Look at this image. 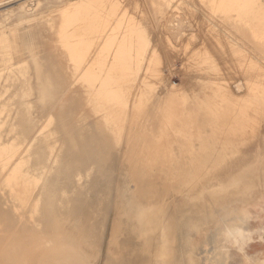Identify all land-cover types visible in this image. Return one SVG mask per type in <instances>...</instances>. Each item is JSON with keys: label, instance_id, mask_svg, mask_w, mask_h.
<instances>
[{"label": "rangeland", "instance_id": "1", "mask_svg": "<svg viewBox=\"0 0 264 264\" xmlns=\"http://www.w3.org/2000/svg\"><path fill=\"white\" fill-rule=\"evenodd\" d=\"M263 3L0 0V195L11 206L10 222L35 225L27 235L52 246L35 215L49 205L59 225H83L90 247L79 251L89 256L90 264H105L106 259L107 264H134L143 251L151 264H264V193L246 205L189 216L170 200L176 192L175 173L159 171L228 169L197 184L192 193L198 196L205 186L232 182V170L243 168L226 161L254 155L244 146L260 140L256 129H264ZM22 16L35 19L23 22ZM36 19L46 24L44 40L24 34ZM45 45L48 53L61 58L73 85L69 90L49 89L40 100L28 73L34 72L32 54ZM10 75L17 78L15 86L5 78ZM166 92L173 98L160 101ZM72 94L81 103L77 128L63 131L65 166L50 189L52 201L44 202L39 181L30 183L31 192L19 191L30 138L17 144L23 130L9 133L17 123L8 114L30 112V104L36 103L35 134L48 133L55 124L71 126ZM88 129L89 142L97 143L95 155L83 140ZM192 160L209 163H174ZM109 168L125 174L131 195L120 197L126 188L119 179L96 180L105 173L101 169ZM67 170L74 174L64 182ZM152 188L159 191L151 193ZM149 197L154 237L144 241L128 228L126 211L134 199ZM4 233L12 235L10 230ZM65 234L69 239L82 236L76 228ZM59 264L69 262L62 259Z\"/></svg>", "mask_w": 264, "mask_h": 264}, {"label": "bare ground", "instance_id": "2", "mask_svg": "<svg viewBox=\"0 0 264 264\" xmlns=\"http://www.w3.org/2000/svg\"><path fill=\"white\" fill-rule=\"evenodd\" d=\"M30 18H34V16H22L19 20L26 22ZM36 20L37 21L35 22L37 24L35 25V27L30 28L28 30L26 28L25 30L27 31L24 30L25 31L24 34L26 37L32 40L36 38L44 40L43 31L46 28L45 26L46 24L42 23L43 22L42 19L40 21H38L39 19H36ZM46 48H47V45L43 46L42 51L39 52L38 50L36 54H32L31 60L33 63L32 64L33 68L31 66H29V68L31 67L34 70V72L32 73V75L28 73V78H29L28 83L31 86L33 84L34 85L36 84L37 92H40L41 94L40 100L44 99L45 92L49 89H55L59 91L69 90L72 88V85H73L72 80L69 79L70 77L65 72V68L61 62V58L59 56H55L54 52L48 53V50ZM49 51H51V49ZM76 74H77L76 71L75 73L73 72L74 77ZM29 76L34 78L35 81L31 82L32 78H30ZM5 78L9 82L8 84L10 87L15 86L18 82L17 78H15V76L13 75H10ZM134 83L137 84L135 80H134ZM30 85H29V88L32 89V91H34L33 89L35 88H31ZM171 95H172L171 92H166V95L161 94L162 97H160L159 99L160 101H162L161 99L164 100L163 97H165L166 99H171L172 97ZM64 98H62V101H61L62 104L64 103ZM71 101H72L71 126L64 125L63 128L61 127L62 128L61 129L59 126H56L57 124H55V126L53 125L51 130L48 133L38 132L35 134V131L37 129V122L35 121V118L33 117L34 113L32 111L37 107L36 103L30 104V108H31L30 112H22L20 114L18 113L8 114L11 118L12 116L13 118L15 116L14 122L17 123V126H14V128H11L9 133L10 134L14 133L17 130V128H20L21 130H23V134L19 136V138H17V144H19L22 140L27 141L30 138V142H29L30 148L27 151L26 157L23 160L25 168L22 171V174L24 175L19 180V182L21 181V183L19 184V191L29 193L31 192V190H29L30 183L39 181L41 186L39 187L40 192L38 194H41L44 197V202H48L47 200H49V202L52 201L53 197H51L50 195V189L53 186V183L55 179L57 178V176L59 175V173L63 171V166H65L64 157H63V153L65 151L64 150L65 149L64 138L62 137L63 131L67 132L70 129L72 130L74 129L73 126L77 128V124H78L77 114H78L79 108H81V103H79V96H77L76 94H72ZM5 122H12V121L9 119L8 121H5ZM56 123H57V120H56ZM245 128L242 129L243 133H245L247 130V129L245 130ZM251 131L249 133H251ZM256 131H257L256 132L257 134L255 133L256 140L259 138L260 140L255 141L252 145L244 146L245 148L248 147V149H252L254 152V155L242 161H239L238 159L226 161L228 165L236 166V165L242 164L241 166H243V168H237V169L232 170L234 174L232 177L229 178L232 182L224 183V184L220 183L212 187L205 186L204 194H200L198 196L193 195L192 193L193 188H195L197 184L204 181L205 179L212 178V175H214L215 173L218 174L220 172H225V171H228V169L227 170L226 169H223V170L221 169H216V170L199 169L197 170L198 172H201L199 174L190 173L194 171L193 169H183V168L171 169V170L164 169V168L159 169V171L162 173H166L170 171L175 173L173 181L176 183V186H175L176 192L170 196V200L172 201L173 206L179 203L180 208L183 209L182 211L188 213L189 216H192L194 214H201V215L209 214L210 215L214 212V210L218 208H226L234 204L246 205L248 203H251L252 201L256 200L259 197L260 193H264V129L258 128L256 129ZM30 133H32L33 136H29ZM89 135L91 136L89 129L86 130V133L85 132L82 133L83 140L87 148L90 150V152L93 155H95L93 152V148L97 146V143L95 144L94 141L90 143ZM72 140H73V143L76 145L75 138H73ZM2 144H3V141L0 139V149H2L1 148ZM94 163L102 164V162H99V161L97 162L95 161ZM174 163L175 164L178 163L182 165H186L188 163L192 165L193 164L201 165L203 163H209V162L208 161L206 162L203 160H192L189 162L175 161ZM0 167L2 170L3 166L1 163H0ZM100 171H103L105 173L104 174L102 173L97 176L96 180L98 182H100L101 179H104V177L111 179V180L119 179V182H123V184L121 185L125 186L126 190L119 192L120 197L123 195L129 196L133 193L132 190H129V184H128L129 182L125 180V174L123 173L116 174V172L118 171L112 170L110 168L104 169V170L101 169ZM108 172H111V173L108 174ZM119 172H122V171H119ZM202 172L207 173L205 177L203 176ZM247 173H250L251 177H247L248 176ZM73 174H71L67 170V172L64 173L63 181L65 182V181L70 180V176H72ZM1 177H2V173L0 172V180H1ZM15 187L17 188V186ZM155 191H159V190L156 188L151 189V193ZM127 193L129 195H127ZM23 197H19V198H23ZM188 199H189V202H187ZM152 203L153 201L150 197L147 198L146 200H141L139 198H136V200L134 199L133 202L130 203V205L128 206V210L126 211V216L129 221L128 228L130 229V231H135L137 234L134 236L139 237L140 240L142 238L141 237L142 235L144 237V241L147 238L151 239V237H154L150 235V233L153 231V225H152L153 220H151L152 219L151 217H154V214H152V212L149 210L151 206L153 205ZM54 214L56 215V213H54V211L51 209L49 205H46V206L44 205V209H42V211L38 210L35 213L37 217L36 219L39 220L38 222H40L41 232L47 235V239H52L54 242L52 246H48L44 239L42 240L35 239V238H31L32 237L31 235H27L28 234L27 231L29 230L33 231L35 225L32 226L31 224H28V222H25V225H21L20 222L18 221L14 223L10 222V218L12 217L11 206L10 204H8L6 198L0 195V246H3V249L0 250V258H1L0 264H14V263L20 264L22 262L23 264H59L60 260L62 259L68 260L69 264H90V259L88 258L89 256L87 257L85 253H82L81 251H79L81 246L90 247V241L88 240L86 236H84L85 228L83 227V225L81 224V225L75 226L73 224V226H68V225H65L64 222H62V224L59 225L58 223H56V220H55L56 218L54 217ZM146 220H149V221H146ZM75 228L79 229V232L82 234L80 238L69 239V237L65 236L66 235L65 232L69 230H73ZM8 230H10L12 235L4 236L5 234L4 232ZM21 230H23L24 232H22ZM89 233L91 234L90 230L88 234ZM141 253H142L141 255L135 257V261L133 263L134 264H151L150 261L146 258L147 256L146 253L144 251ZM106 260H105V264H107Z\"/></svg>", "mask_w": 264, "mask_h": 264}]
</instances>
